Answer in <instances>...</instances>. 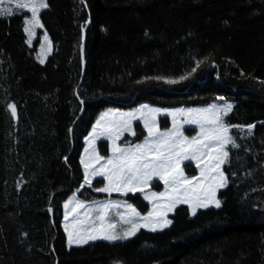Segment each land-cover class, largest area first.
<instances>
[{"label":"trees","instance_id":"1","mask_svg":"<svg viewBox=\"0 0 264 264\" xmlns=\"http://www.w3.org/2000/svg\"><path fill=\"white\" fill-rule=\"evenodd\" d=\"M47 3L45 65L24 16L0 18V264H264V0ZM218 97L234 102L229 125H255L251 135L232 128L240 147L228 149L221 207L191 216L179 206L162 231L68 248L63 205L84 182V139L99 113Z\"/></svg>","mask_w":264,"mask_h":264},{"label":"snow or ice","instance_id":"2","mask_svg":"<svg viewBox=\"0 0 264 264\" xmlns=\"http://www.w3.org/2000/svg\"><path fill=\"white\" fill-rule=\"evenodd\" d=\"M48 7L45 0H0V18L12 17L24 10L30 12L31 17L23 21V31L28 36L27 43L31 45L35 30L44 27L40 12ZM44 41L47 51L45 44H42L41 56L38 57L41 64L45 62L46 55L52 48L47 33ZM201 63L197 61V68ZM184 79L187 77H180V80ZM166 83L175 84L178 81L169 79ZM218 99L223 100L224 97ZM232 107V104L225 103L211 104L205 108L175 109L170 113L173 117L172 128L163 132L157 126L155 117L161 110L149 108L148 105H142L140 109L127 113L110 110L113 119L107 118L109 113L102 114L86 137L89 148H85V156L80 161L84 167V182L80 187L83 188L84 185L90 187L94 177L102 176L107 183L96 188V192L109 195L113 192L122 194L145 192L153 177H158L163 181L165 190L149 191L144 195V199L152 205L146 215H142L127 202L109 200L88 204L79 199H69L64 204L63 224L68 245H83L98 239L127 240L135 236L141 228L152 232L163 230L173 223L168 219V213L178 204H187L193 216L196 215L197 209H207L210 205L220 208L221 202L217 199V191L225 188L228 183L222 166L229 160V146L240 147L230 135V129L246 127L248 134L251 135L255 127L253 124L246 126L226 124L224 117ZM7 109L13 118L17 117L14 103L7 104ZM137 113L144 119L148 135L143 143L121 147L116 141L125 131L131 130V122ZM177 113L185 117L184 123L199 126L200 131L196 136L191 139L184 136L181 124L177 122ZM100 136H106L112 141L111 155L107 158L95 150V141ZM187 159L197 161L198 176L189 178L184 174L180 165ZM122 207L123 211L120 210ZM113 209L119 218L118 223L109 222ZM118 224L122 230H118Z\"/></svg>","mask_w":264,"mask_h":264},{"label":"rangeland","instance_id":"3","mask_svg":"<svg viewBox=\"0 0 264 264\" xmlns=\"http://www.w3.org/2000/svg\"><path fill=\"white\" fill-rule=\"evenodd\" d=\"M45 2L47 3V0H45ZM45 10L46 9H42L41 12H40V19H41L42 24H43L42 13ZM18 14L23 15L24 19L31 17V13L28 12L27 10H24L23 12H20ZM45 33H47L48 39L51 41L52 48H51V52L46 55L45 62L43 64H41L40 60L38 59V57L41 56V45L45 44V41H44ZM26 38L28 40L27 34H26ZM29 46L31 48H36V51H35L36 60L41 65H45L47 63L49 57L51 56V54L54 51L53 41H52L49 33L45 29V26L43 28H37L35 30V35L32 38V44L29 45ZM45 51H47V45L46 44H45ZM225 103H230V104H232V106H234V102L230 101V100H227L226 98H224L223 100H220V99L217 98L215 100H212V101H210L208 103H204V104H196V105L180 104V105H175V106H162V105L153 104V103H151L149 101H141V102H138L137 104H135L133 106H130V107H115V106L107 107V108H105L104 110H102L99 113L97 119H99L100 116L102 114H104V113H109V116L107 118L108 119H113L114 117L111 115L110 110H111V112L127 113V112H133V111H135L137 109H140L142 105H148L149 108L160 109L161 110L159 113L155 114V117H156L157 126L159 127L160 131L163 132V131H166V130L172 128L173 117H172V115L170 113L173 110H175V109H185V110H187V109H190V108H205V107H207V106H209L211 104L223 105ZM232 109H233V107H232ZM164 110H168V111H164ZM145 111H147V110H145ZM228 114H227V116H228ZM227 116L224 117V121H225L226 124H228L227 123V119H226ZM176 118H177V122L181 124V131L183 132L184 136L188 137L189 139H191L193 136H196L197 133L200 131L198 125L184 123L185 117L182 114L177 113V117ZM97 119H96V121H97ZM96 121L94 122V124L96 123ZM93 125H92V127H93ZM92 127H91L90 131L88 132V134L86 135V137H88L89 133H91ZM147 135H148V132H147V129H145V127H144V119H142L140 117V114L137 113L136 118L133 119L132 122H131V130L130 131H125L123 133V135L120 137V139L116 141V143L118 145H120L121 147H127L129 145H135V144L143 143V141H144L145 137H147ZM230 135L233 136L232 128L230 129ZM86 137L84 139V148L82 150L81 158L85 156V148H89V144H88V141L86 140ZM103 141H104V145H103L102 148L104 149V152L102 151L101 145H100V143L103 142ZM111 147H112V141L109 140L106 136H100L95 141V150H96V152L99 155H101V156H103L105 158H107L108 156L111 155ZM90 151H91V149H90ZM196 165H197V161L191 160V159H187V160H183L181 162L180 166L183 169L184 174L186 176H188L189 178H191L192 176H198L199 175V169L197 168ZM224 167H225V164L222 166V170L225 172ZM82 168H83V171H84L83 165H82ZM225 175H226V173H225ZM226 177H227V175H226ZM97 180H102V182H103V184L101 186H99V187H103L104 184L107 183V181H105L102 176H97V177H94L92 179V185L90 186V188H93L94 190L96 188H99V187H96V188L94 187V183ZM84 187H89V186L88 185H84ZM226 187H227V185H226ZM225 188L219 189L217 191V199H219L220 202H221L220 193ZM81 190H82V188H79V189L75 190L73 193H71L68 196L66 201H68L69 199L75 198V199H79V200L85 201L88 204H91V202H94V201L95 202H104V201H109V200H111V201H119V202H127L128 204L133 205L142 215H146L151 210L152 205H151V203H149L148 200L144 199V195L147 192H149V191L163 192L165 190V188H164L163 181H161L158 177H153V179L150 181L149 187L145 189V192H135V193H127V194L113 192L111 195H109L108 193L96 192L95 191L98 194V196H96L95 199H93V200H86L80 195ZM137 194H139L141 196L142 200L148 205V209L146 211L142 210L139 207V205H138V203L136 201H134L133 199H130L128 197L130 195H137ZM65 202H64V204H65ZM179 206H187L188 209H189L190 215L193 216L191 214V210H190V208H189V206L187 204H178V205H176V207L171 212L168 213V219L172 220L171 215L174 214L175 210ZM213 207L216 208L214 205H210L208 208H213ZM70 210H71V207L69 208V211ZM120 210L123 211V207ZM199 210H205V209H197V212ZM81 211H83V210H81ZM64 213H65V208H64V205H63L62 226L64 224ZM118 219L119 218L116 216V210L113 209L111 211V214H110L109 222L110 223H118ZM169 227H167V228H169ZM63 229H64V227H63ZM118 230H122V228L119 226V224H118ZM141 230L150 231L149 229L141 228L136 234H138ZM158 231H162V230H158ZM132 237H134V236H132ZM132 237H130V238H132ZM66 238H67V233H66ZM96 241H106V242L113 243V242H118V241H122V240L107 241V240H103V239H98ZM91 242H95V241H89L87 244H89ZM66 243H67V247L68 248L86 245V244H83V245H75V244H73V245L69 246L67 241H66Z\"/></svg>","mask_w":264,"mask_h":264}]
</instances>
